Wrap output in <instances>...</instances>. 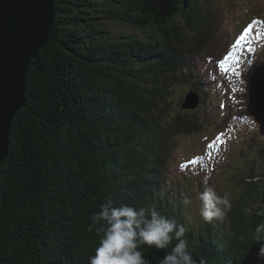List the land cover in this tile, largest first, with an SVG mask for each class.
<instances>
[{
    "label": "trees",
    "instance_id": "1",
    "mask_svg": "<svg viewBox=\"0 0 264 264\" xmlns=\"http://www.w3.org/2000/svg\"><path fill=\"white\" fill-rule=\"evenodd\" d=\"M53 4L54 27L30 62L24 78L26 105L12 120L8 156L0 167V264H90L100 239L91 216L105 201L137 209L155 204L162 215L175 219L179 199L189 201L190 180L197 183L196 199L204 192L200 188H207L202 176L192 177L180 162L181 177L169 166L176 139L203 130L195 114L169 111L175 108L172 101L181 100L182 92L173 100L175 86L191 88L189 79L205 71L209 58L215 59L201 53L210 49L231 3L54 0ZM112 22L126 23L131 32L113 33L106 28ZM224 46L217 58L226 51ZM199 55L203 64L196 66ZM258 72L260 81L252 82L264 101V62ZM209 88H196L208 105ZM258 152L264 162V145ZM240 184L243 193L233 196L231 210L217 223L204 222L199 210L195 225L181 216L188 252L195 260L264 264L257 259L260 246L253 239L255 228L264 222V169L259 178L243 176ZM176 243L173 239L165 250L147 246L141 250L146 260L158 264Z\"/></svg>",
    "mask_w": 264,
    "mask_h": 264
},
{
    "label": "rangeland",
    "instance_id": "2",
    "mask_svg": "<svg viewBox=\"0 0 264 264\" xmlns=\"http://www.w3.org/2000/svg\"><path fill=\"white\" fill-rule=\"evenodd\" d=\"M218 1L221 3L224 2L223 4L231 3L230 9L226 11L228 5L225 7L221 20V28L215 37L217 40H211L210 49L204 51V57H217L218 55H216V53L225 43L221 36L225 37L226 43H230L231 40L237 36L238 30L248 19L264 13V0ZM53 25L54 20L51 30ZM106 28L112 30L113 33L117 35L131 32L130 28L126 26V23L124 26L112 22L108 23V25L106 24ZM250 33V36L255 38L253 42L257 40L261 41L263 43L262 46L259 42L258 44L255 42V45L248 43L250 44L249 47L244 45L240 48L229 49L231 58L223 60V62L219 64V68L222 69L224 77V84L222 83L223 89L216 95L217 92L214 91L215 88L212 86V93L206 96L208 99H211L212 105H210L211 103L208 106L207 103L204 105L201 101L200 94L198 95V97L200 96V107L195 111L186 112L197 116L198 123L203 130L195 136L193 133L179 136L176 139L177 147L175 145L169 163L171 170L174 171L178 177H181L182 174L177 170V164L182 159L185 161L191 160L198 155L199 162H197V165L199 169L195 170L194 166L191 167V176H204L205 174L206 177L203 181L204 184L207 183L206 187L213 188L217 194L221 196L226 192L228 194L230 192L234 194L235 192H239L241 188L240 181L243 176L250 175V177L259 178L264 169L262 155L258 152L260 146L264 145V109L262 106L264 101L261 93L256 89V86H254V82H252L253 79H257L258 82L260 81V74L258 71L259 64L264 61V23H262V21L255 22ZM135 34L140 36L139 31ZM214 47L218 49H213ZM211 53L213 55H211ZM203 60L204 58L199 55L196 59V66L198 63L199 66H201ZM222 64L227 66L226 71L221 67ZM189 90H191V88L189 89L185 86L182 92L184 95L182 93L180 94L182 98L179 103L182 102V99ZM178 93V88L175 87L172 92V95H174V102L178 97ZM171 105L175 107L169 111L170 114L172 113L171 115L185 112L180 108V104L173 103L172 101ZM223 106L226 107L225 110L222 108ZM260 111H263V114ZM249 116L254 118L257 123L256 125H253ZM244 120H247V122H244ZM7 145L9 146V144ZM209 145H212V147L210 148ZM7 156L8 147L5 159ZM168 176L170 177V174H168ZM190 183V196H186L189 202L185 203L186 200L182 201L185 199V197L184 199L182 197L179 199L180 204L177 203L179 209L176 208L175 219L178 225L182 226L184 223L181 221V216L186 223L190 221L195 225V223L198 222V210L200 212V209H198L200 200L196 199L197 183L193 180H190ZM175 185L178 186L179 183ZM166 193L167 198L171 199L168 195L169 192ZM229 198L232 203L233 195H229ZM184 205H186V207ZM180 210L183 211V213H181Z\"/></svg>",
    "mask_w": 264,
    "mask_h": 264
},
{
    "label": "clouds",
    "instance_id": "3",
    "mask_svg": "<svg viewBox=\"0 0 264 264\" xmlns=\"http://www.w3.org/2000/svg\"><path fill=\"white\" fill-rule=\"evenodd\" d=\"M249 119L253 125L257 124L253 117ZM198 199L200 215L207 222L223 219L232 208L229 194L218 195L211 187L199 193ZM91 221L100 239L95 254L89 258L90 264H151L141 249L147 246L165 250L173 239L178 243L158 264H207L204 258L197 261L188 252L185 227L162 215L155 204L137 209L129 204L114 206L112 201H105ZM253 239L260 246L257 259L264 260V222L255 228Z\"/></svg>",
    "mask_w": 264,
    "mask_h": 264
},
{
    "label": "water",
    "instance_id": "4",
    "mask_svg": "<svg viewBox=\"0 0 264 264\" xmlns=\"http://www.w3.org/2000/svg\"><path fill=\"white\" fill-rule=\"evenodd\" d=\"M53 1L0 0V167L6 157L12 119L25 105V75L31 60L48 41ZM198 105L197 95L189 92L180 108L190 111Z\"/></svg>",
    "mask_w": 264,
    "mask_h": 264
},
{
    "label": "bare ground",
    "instance_id": "5",
    "mask_svg": "<svg viewBox=\"0 0 264 264\" xmlns=\"http://www.w3.org/2000/svg\"><path fill=\"white\" fill-rule=\"evenodd\" d=\"M58 1V0H57ZM53 8H54V6H53ZM60 10V9H59ZM54 12V19H55V17H56V15H55V9L53 10ZM207 12V11H206ZM70 15V14H69ZM207 17V16H206ZM64 18V17H63ZM94 19V17L92 18V20ZM96 19V18H95ZM59 20H62V19H59ZM63 21V20H62ZM65 22V21H64ZM98 24V23H97ZM51 27H52V25H51ZM53 27H54V25H53ZM98 27V26H97ZM101 29V28H100ZM113 32V31H112ZM70 35V34H69ZM72 36V35H71ZM113 39V38H112ZM213 40H217L216 38H214ZM100 41V40H99ZM109 41V40H108ZM101 42V41H100ZM76 43V42H75ZM101 44V43H100ZM105 44V43H104ZM230 44V43H229ZM163 46V45H162ZM115 47V46H114ZM119 47V46H118ZM167 47V46H166ZM120 48V47H119ZM185 48V47H184ZM183 48V49H184ZM167 49V48H166ZM173 49V48H172ZM154 50V49H153ZM185 50V49H184ZM151 52H152V50H150ZM156 51H157V49H156ZM165 51V50H164ZM190 51V50H189ZM204 51H208V48L206 47V49H204ZM213 51V50H212ZM149 52V50L147 51V53ZM149 54V53H148ZM198 54V53H197ZM165 55H167V56H169L168 55V52H165ZM201 55H205V53H201ZM211 55H213L212 53H211ZM188 56V55H187ZM206 57V56H205ZM211 57V56H210ZM204 58V57H203ZM215 58V57H214ZM206 60V59H205ZM213 61V62H212ZM208 63H209V65H208ZM195 64V63H194ZM194 64H192L191 65V68H193V65ZM206 64H207V68L205 69V71L203 72V73H201V74H199V75H197V76H194L193 78L191 77V73L192 72H190L191 70H188L187 72H186V75L187 76H189V77H191L190 79H189V83L191 84L190 85V87H191V90H189L185 95H187L189 92H193L194 93V89L195 88H201V87H204L205 85L207 86V85H210V91H205L207 94H209V93H212L211 92V89H212V86L215 88H213L214 89V91L215 92H217V94L216 95H218V93L223 89V85H222V83L224 84V82H223V80H222V78L219 76V73H218V70H217V67H216V65H219L220 64V56H219V58H215V60H211V61H206ZM209 66H210V69H211V71L210 70H208V68H209ZM218 74V75H217ZM183 75H185L184 73H183ZM27 77V76H26ZM188 77V78H189ZM219 77V78H218ZM254 80V79H253ZM27 81V80H26ZM29 82V81H28ZM32 83V82H31ZM208 83V84H207ZM176 87V86H175ZM178 92L180 93V92H183V90H184V88H185V85L183 86H181V85H178ZM187 87V86H186ZM189 88V87H188ZM190 89V88H189ZM195 94L198 96V95H200V93H199V90L198 89H195ZM202 91H204L203 89H202ZM113 92V91H112ZM181 94V93H180ZM183 94V93H182ZM106 95V94H105ZM184 95V94H183ZM211 95H213V94H211ZM27 96V95H26ZM228 96V95H227ZM106 97V96H105ZM200 97V96H199ZM219 97V96H218ZM182 98V97H181ZM202 98V97H201ZM25 99V98H24ZM203 99V98H202ZM260 99H261V97H260ZM38 101V100H37ZM91 101V100H90ZM202 101V100H201ZM204 102L203 103H205L206 104V101L205 100H203ZM88 102V101H87ZM72 103V102H71ZM209 103H211V99L209 98ZM177 104H179V103H177ZM204 104V105H205ZM220 104V103H219ZM26 105V104H25ZM24 105V106H25ZM210 105H212V103L210 104ZM181 106V105H180ZM207 106H208V104H207ZM263 106V105H262ZM44 107V106H43ZM20 109V108H19ZM18 109V110H19ZM123 112V111H122ZM192 112V111H191ZM255 112V111H254ZM253 112V113H254ZM18 113V112H17ZM174 113V112H173ZM17 115V114H16ZM205 116V115H204ZM177 117V116H176ZM175 117V118H176ZM206 117V116H205ZM174 118V117H173ZM213 118V117H212ZM13 119H14V117H13ZM12 119V120H13ZM169 121V120H168ZM21 122V121H20ZM19 123V122H18ZM22 123V122H21ZM122 123V122H121ZM176 123V122H175ZM11 124H12V122H11ZM25 124H26V122H25ZM159 124V123H158ZM201 124V123H200ZM21 125V124H20ZM23 125V124H22ZM173 125V124H172ZM177 125H178V123H177ZM191 125H193L192 123H191ZM174 126H176V125H174ZM197 126V125H196ZM200 126V125H199ZM249 126V125H248ZM15 127V126H14ZM113 127V126H112ZM159 127V126H158ZM186 127V126H185ZM201 127V126H200ZM10 128H11V126H10ZM192 128V127H191ZM199 128V127H198ZM123 129V128H122ZM176 129V128H175ZM109 130V129H108ZM171 130V129H170ZM177 130H178V128H177ZM186 130V129H185ZM218 130V129H217ZM18 131H20V130H18ZM107 131V130H106ZM176 131V130H175ZM179 131V130H178ZM177 131V132H178ZM198 132V130L197 129H195V132ZM10 132V131H9ZM21 132V131H20ZM184 132V131H183ZM199 132H200V129H199ZM92 133V132H91ZM102 133H103V131H102ZM108 133V132H107ZM110 133V132H109ZM119 133V132H118ZM170 133H171V131H170ZM13 134V133H12ZM11 134V135H12ZM20 134V133H19ZM101 134V133H100ZM21 135H23L22 134V132H21ZM146 135V134H145ZM8 136H9V133H8ZM16 136H17V134H16ZM24 136V135H23ZM166 136V135H165ZM170 136H171V134H170ZM195 136V135H194ZM167 137V136H166ZM24 138H25V136H24ZM81 138V137H80ZM137 138V137H136ZM82 139V138H81ZM121 139V138H120ZM119 139V140H120ZM130 139V138H129ZM250 139V138H249ZM8 141H9V139H8ZM163 141V140H162ZM161 141V142H162ZM166 141V140H165ZM164 141V142H165ZM174 141V140H173ZM253 142V141H252ZM144 143V142H143ZM163 143V142H162ZM167 143V142H166ZM59 144V143H58ZM62 146H63V144H61ZM112 145V144H111ZM116 145V144H115ZM69 146V145H68ZM139 147V146H138ZM144 147V146H143ZM148 148V147H147ZM92 149V148H91ZM122 149V148H121ZM115 150V149H114ZM70 151V150H69ZM68 151V152H69ZM92 151H93V149H92ZM116 152V151H115ZM142 152V151H141ZM242 152V151H241ZM93 153V152H92ZM120 153V152H119ZM150 153V152H149ZM13 154V153H12ZM17 154V153H16ZM87 154V153H86ZM70 155V154H69ZM116 155V154H115ZM119 155V154H118ZM129 157V156H128ZM92 158V157H91ZM97 158V157H96ZM76 158H74V160H75ZM101 159V158H100ZM201 159V158H200ZM68 160V159H67ZM106 160V159H105ZM118 161V160H117ZM146 163V162H145ZM60 165H61V163H60ZM94 166V165H93ZM101 166V165H100ZM112 166V165H111ZM251 166V165H250ZM66 167V166H65ZM119 167V166H118ZM94 168V167H93ZM98 168V167H97ZM101 168V167H100ZM147 168V167H146ZM159 168V167H158ZM92 169V168H91ZM148 169V168H147ZM64 170V169H63ZM118 170V169H117ZM203 170V169H202ZM92 171H94L93 169H92ZM144 171V170H143ZM60 174V173H59ZM182 174V173H181ZM98 175V174H97ZM122 175V174H121ZM193 177V176H192ZM147 179V178H146ZM201 179V178H200ZM116 180V179H115ZM194 181V180H193ZM248 182V181H247ZM245 183V182H244ZM203 184V183H202ZM247 184V183H246ZM243 185V184H242ZM204 186V185H203ZM248 187V186H247ZM239 188H240V186H239ZM201 189V191H202V189L205 191V189L206 188H200ZM243 188H241L240 190H239V192H235V194L233 193V196H237V197H239L242 193H243ZM259 190V189H258ZM247 191V190H246ZM167 192H168V190H167ZM232 192H230L229 193V195L231 194ZM252 193H253V191H252ZM256 194V193H255ZM231 196V195H230ZM218 219H214V220H212V221H217ZM220 220V219H219ZM66 229V228H65ZM64 230V229H63ZM67 235V234H66ZM151 254V253H150ZM160 254V253H159ZM152 255V254H151ZM163 255V254H162ZM153 259V258H152ZM156 259V258H155ZM163 259V258H162ZM158 261V260H157Z\"/></svg>",
    "mask_w": 264,
    "mask_h": 264
},
{
    "label": "snow or ice",
    "instance_id": "6",
    "mask_svg": "<svg viewBox=\"0 0 264 264\" xmlns=\"http://www.w3.org/2000/svg\"><path fill=\"white\" fill-rule=\"evenodd\" d=\"M249 32H251V26H249L248 28L245 29L244 33L236 41V45H234V47L240 46L241 41L245 40V38L248 36ZM229 58H231V54H229V57H226L225 59L228 60ZM221 67H223L225 69V71L227 70L226 65L222 64ZM217 139H219V138H217ZM209 147L211 148L212 145H209ZM193 163H194V161H193Z\"/></svg>",
    "mask_w": 264,
    "mask_h": 264
}]
</instances>
